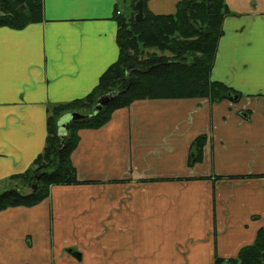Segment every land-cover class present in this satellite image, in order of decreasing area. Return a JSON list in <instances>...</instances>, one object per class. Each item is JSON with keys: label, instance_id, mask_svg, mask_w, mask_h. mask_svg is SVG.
Returning <instances> with one entry per match:
<instances>
[{"label": "crops", "instance_id": "crops-1", "mask_svg": "<svg viewBox=\"0 0 264 264\" xmlns=\"http://www.w3.org/2000/svg\"><path fill=\"white\" fill-rule=\"evenodd\" d=\"M178 1L146 8L174 14ZM225 2L233 16L210 79L242 97L135 101L80 130L70 159L85 184L0 212V264H214L254 242L264 229V0ZM124 3L42 0L39 22L0 27V183L43 152L47 109L87 96L117 61ZM200 135L203 159L188 167Z\"/></svg>", "mask_w": 264, "mask_h": 264}, {"label": "trees", "instance_id": "trees-1", "mask_svg": "<svg viewBox=\"0 0 264 264\" xmlns=\"http://www.w3.org/2000/svg\"><path fill=\"white\" fill-rule=\"evenodd\" d=\"M134 0L131 17L116 16L119 57L100 77L97 86L84 98L47 109V137L43 152L30 168L0 185V212L15 207H34L49 197L52 186L85 184L77 180L71 154L79 142L78 132L97 129L109 122L114 111L133 102L152 99H207L237 102L242 95L210 79L222 23L233 13L225 0H179L174 14L155 15L143 1V19L135 22ZM42 0H0V27L22 29L39 22ZM113 94L95 112L99 98ZM77 113L63 131L59 122ZM207 136L192 142L188 167L203 159ZM88 184V183H86ZM214 264H264V229L254 242L240 249L234 258L215 256Z\"/></svg>", "mask_w": 264, "mask_h": 264}, {"label": "water", "instance_id": "water-1", "mask_svg": "<svg viewBox=\"0 0 264 264\" xmlns=\"http://www.w3.org/2000/svg\"><path fill=\"white\" fill-rule=\"evenodd\" d=\"M135 10H136V14L134 16V20L135 22H141V20L143 19V1L142 0H138L135 3ZM113 94H109L107 96H103L101 98L98 99L97 101V105L95 107V112H98L102 109V107L106 104V102L112 98ZM83 118L82 115L77 114V113H72L70 115H67L65 118L61 119L59 122V128L60 131L64 130V127L66 126V124L68 123V121L70 119H80ZM73 257H75L76 259H80L81 255L77 252H73L72 254Z\"/></svg>", "mask_w": 264, "mask_h": 264}, {"label": "rangeland", "instance_id": "rangeland-1", "mask_svg": "<svg viewBox=\"0 0 264 264\" xmlns=\"http://www.w3.org/2000/svg\"><path fill=\"white\" fill-rule=\"evenodd\" d=\"M134 0H125V3L122 5V9L125 12V16L124 17H131L132 13H133V7H134ZM8 186V183H5L3 185H0V190H2V188H5ZM191 236V235H190ZM189 237H185V241L183 242H187L188 240H191V238ZM29 244V243H28ZM40 250H36L35 248H33L31 250V253L29 255H27L28 258H35L38 256ZM173 260H176V257L174 255H172Z\"/></svg>", "mask_w": 264, "mask_h": 264}, {"label": "built area", "instance_id": "built-area-1", "mask_svg": "<svg viewBox=\"0 0 264 264\" xmlns=\"http://www.w3.org/2000/svg\"><path fill=\"white\" fill-rule=\"evenodd\" d=\"M117 14H119V13H117Z\"/></svg>", "mask_w": 264, "mask_h": 264}]
</instances>
